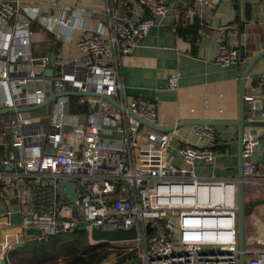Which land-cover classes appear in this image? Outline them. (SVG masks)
<instances>
[{
	"label": "built area",
	"instance_id": "obj_1",
	"mask_svg": "<svg viewBox=\"0 0 264 264\" xmlns=\"http://www.w3.org/2000/svg\"><path fill=\"white\" fill-rule=\"evenodd\" d=\"M137 2L149 16L134 24L108 0V32L85 29L76 40L78 55L66 60L57 53L37 55L32 46L36 20L26 15L21 0H0V110L40 106L56 96L46 114L8 115L11 142L6 148L11 152L0 156V182L11 171L8 180L16 181L21 223L14 241L0 244V260L37 237L27 234L30 228L39 229L40 237L54 236L80 230V223L87 222L89 237L94 228L135 227L137 238L120 243L136 245L139 264H240L238 183L196 172L200 164L216 163L215 128L196 126L207 145L184 143L179 151L184 166L171 164L167 151L175 130H161L155 105L131 97L122 80V57L157 26L156 16L168 12L163 0ZM78 16L82 11L39 24L64 43L74 39ZM218 31L239 33V26L234 22ZM217 60L223 66L238 63L237 47L221 42ZM169 87H178V75L170 77ZM263 88L264 75L256 80L254 93L245 97L252 111L256 92ZM66 93L88 95L71 100L74 96ZM257 118L264 122V110ZM259 143L258 135L244 133L246 181L258 176L261 163L253 156ZM64 182L76 185V203L63 193ZM247 256L246 264H264V249L246 250ZM107 261L103 264H111Z\"/></svg>",
	"mask_w": 264,
	"mask_h": 264
},
{
	"label": "crops",
	"instance_id": "obj_2",
	"mask_svg": "<svg viewBox=\"0 0 264 264\" xmlns=\"http://www.w3.org/2000/svg\"><path fill=\"white\" fill-rule=\"evenodd\" d=\"M163 1L168 5L167 14L156 16L157 26L138 41L130 54L121 59L119 71L128 94L155 105L161 130L186 121H236L239 117L242 74L251 60L264 50V0H205L208 6L201 4L202 0ZM112 2L116 11L130 23L135 24L149 16V12L137 0ZM107 4L108 0H23L24 12L37 21L32 41L34 52L37 55L57 53L66 60L75 58L79 53L76 40L84 34L85 29L102 34L108 32ZM247 9L250 19L246 16ZM77 11H82L83 16L77 17L78 27L74 30V39L56 48V43L51 41L49 32L39 21L58 19L65 13ZM196 16L200 19L201 30L194 50L191 40L179 36L175 29L176 25L188 27ZM238 17L246 23L241 34L218 31L221 26L234 22L238 24ZM221 42L230 47H242L244 60L228 66L218 63ZM174 74L178 75L176 89L169 87V79ZM263 75L264 57L250 70L245 97L254 93L256 80ZM255 96L256 102L261 101L264 108V88L257 91ZM49 104L28 113H32V116L46 114ZM8 115L1 116L0 121L6 116L9 119ZM244 118L258 121L255 110L252 111L246 101ZM196 126L187 124L175 129L176 136L167 151V159L171 164L184 166L179 153L184 143L207 145L198 136ZM213 127L217 133L215 145H227V149L224 153L216 152L218 157L214 165L200 164L196 172L201 176L237 181L240 151L238 128L224 125ZM246 131L250 132V128L247 127ZM257 135L260 143L253 159L261 163V167L257 177L245 182V245L246 250L252 253L264 249V127L257 128ZM10 142L8 128V133L4 131L0 135V145L7 146ZM9 172L4 173L1 181L5 184L6 197L0 196V244L14 241L20 233L21 204L15 198L16 181L8 180Z\"/></svg>",
	"mask_w": 264,
	"mask_h": 264
},
{
	"label": "trees",
	"instance_id": "obj_3",
	"mask_svg": "<svg viewBox=\"0 0 264 264\" xmlns=\"http://www.w3.org/2000/svg\"><path fill=\"white\" fill-rule=\"evenodd\" d=\"M249 9H247V19H250ZM239 34L244 31L245 22L238 17ZM36 27V24L33 26ZM201 26L199 17L188 27L176 25V33L185 39H190L195 50ZM48 32V31H47ZM48 33L51 41L56 43V48L61 42ZM239 53V63L244 60L242 47H237ZM72 97L71 100H76ZM218 142V140H217ZM227 145H215L213 150L217 153H224ZM11 148L0 145V156L9 155ZM5 184L0 183V196L4 195ZM115 255V256H114ZM114 256L111 264H139L138 249L134 243H110L99 242L93 244L87 230L80 229L70 233L59 232L54 236L32 237L27 239L22 245L10 250L6 256V264H103Z\"/></svg>",
	"mask_w": 264,
	"mask_h": 264
},
{
	"label": "water",
	"instance_id": "obj_4",
	"mask_svg": "<svg viewBox=\"0 0 264 264\" xmlns=\"http://www.w3.org/2000/svg\"><path fill=\"white\" fill-rule=\"evenodd\" d=\"M264 57V50L261 51L257 56H255L245 71L242 74L241 84H240V94H239V117L236 121L227 122V121H186L183 123H180L179 125L171 128H163V131H174L175 129L183 126V125H208V126H218V125H224V126H234L238 128V135H239V179L237 180L238 183V237H239V248L241 250V256H240V264H246V202H245V182L246 179L244 177V171H243V136L246 132V128H250V133L253 135H257V128L258 127H264V122L262 121H248L244 118V107H245V96H244V90L247 78L249 76L250 70L253 67V65ZM47 75H51V71L46 72ZM66 95L71 96H84L88 94L84 93H66ZM97 96V95H96ZM56 96L51 97L47 102L40 106H35L31 108H20L17 110L6 108L3 110H0V117L4 115H8L10 113H13L15 111L21 112V113H28L32 111H36L39 109H42L46 105H48L50 102L54 101ZM105 100L109 101L111 104L115 105L116 107L120 108V105L114 101L113 99L103 96ZM255 114H260L264 108L262 106L261 101H258L255 103ZM135 119L139 120L142 124L147 125L149 127H155V125L149 123L148 121H145L143 119H140L139 117H136L135 115H132ZM157 128V127H156ZM159 128V127H158ZM62 191L64 194L68 195L70 198V201L72 203H76L77 201V192H76V185L71 182H64L62 185ZM119 189V188H118ZM117 189V191H118ZM80 227L82 229L87 230L88 223L87 222H81ZM148 229H150V225H148ZM79 229L76 228L75 231H78ZM28 235H34L37 237L42 236V232L39 229L30 228L27 230ZM91 240L99 243V242H110V243H120V242H128V241H134L137 238V230L135 227H132L130 229H118L113 231H105L100 230L97 228L92 229L91 231ZM0 264H6V259L2 258L0 261Z\"/></svg>",
	"mask_w": 264,
	"mask_h": 264
},
{
	"label": "rangeland",
	"instance_id": "obj_5",
	"mask_svg": "<svg viewBox=\"0 0 264 264\" xmlns=\"http://www.w3.org/2000/svg\"><path fill=\"white\" fill-rule=\"evenodd\" d=\"M21 1H23V0H21ZM21 6H22V3H21ZM25 115L32 116V113H25ZM8 128H9V119L6 116L3 120L0 121V135L4 131L8 133ZM176 163H177V161H176ZM92 243L95 244V242H93V241H92ZM114 256H111V258L107 262H113ZM248 258H249V256L246 257L247 260H248Z\"/></svg>",
	"mask_w": 264,
	"mask_h": 264
}]
</instances>
